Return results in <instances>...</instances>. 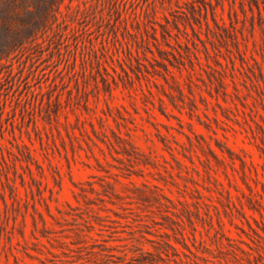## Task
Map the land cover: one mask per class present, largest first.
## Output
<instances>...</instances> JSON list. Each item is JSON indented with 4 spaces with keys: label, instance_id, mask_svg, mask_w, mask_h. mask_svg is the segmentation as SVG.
I'll use <instances>...</instances> for the list:
<instances>
[{
    "label": "rangeland",
    "instance_id": "1",
    "mask_svg": "<svg viewBox=\"0 0 264 264\" xmlns=\"http://www.w3.org/2000/svg\"><path fill=\"white\" fill-rule=\"evenodd\" d=\"M250 1L0 0V264H264Z\"/></svg>",
    "mask_w": 264,
    "mask_h": 264
},
{
    "label": "trees",
    "instance_id": "2",
    "mask_svg": "<svg viewBox=\"0 0 264 264\" xmlns=\"http://www.w3.org/2000/svg\"><path fill=\"white\" fill-rule=\"evenodd\" d=\"M254 4L258 7L260 13H262V9L264 8V6H262L260 0H251L250 1V6L252 9H254V6H253Z\"/></svg>",
    "mask_w": 264,
    "mask_h": 264
}]
</instances>
